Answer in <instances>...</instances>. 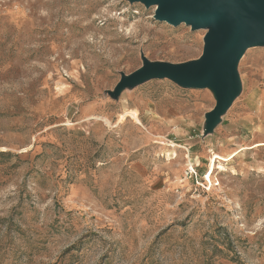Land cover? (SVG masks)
<instances>
[{"label": "rangeland", "instance_id": "obj_1", "mask_svg": "<svg viewBox=\"0 0 264 264\" xmlns=\"http://www.w3.org/2000/svg\"><path fill=\"white\" fill-rule=\"evenodd\" d=\"M135 0H0V264H264V46L214 89L210 29Z\"/></svg>", "mask_w": 264, "mask_h": 264}, {"label": "water", "instance_id": "obj_2", "mask_svg": "<svg viewBox=\"0 0 264 264\" xmlns=\"http://www.w3.org/2000/svg\"><path fill=\"white\" fill-rule=\"evenodd\" d=\"M158 8L155 18L194 30L210 29L206 47L195 65L148 64L125 82L133 86L151 79H169L181 87L214 89L217 104L209 116L211 128L227 112L238 90L235 68L249 47L264 46V0H135Z\"/></svg>", "mask_w": 264, "mask_h": 264}]
</instances>
